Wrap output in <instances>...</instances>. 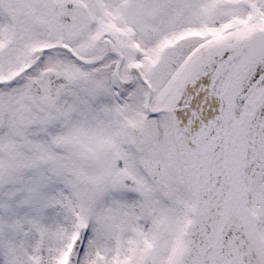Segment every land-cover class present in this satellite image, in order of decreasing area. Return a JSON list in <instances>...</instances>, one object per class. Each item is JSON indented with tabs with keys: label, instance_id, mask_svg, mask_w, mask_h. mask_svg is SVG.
<instances>
[{
	"label": "snow or ice",
	"instance_id": "6c2138e0",
	"mask_svg": "<svg viewBox=\"0 0 264 264\" xmlns=\"http://www.w3.org/2000/svg\"><path fill=\"white\" fill-rule=\"evenodd\" d=\"M0 264H264V0H0Z\"/></svg>",
	"mask_w": 264,
	"mask_h": 264
}]
</instances>
